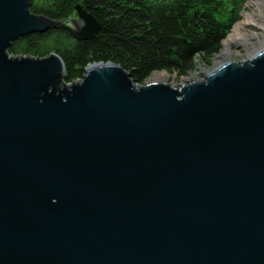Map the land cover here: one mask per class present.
Listing matches in <instances>:
<instances>
[{"label":"water","instance_id":"95a60500","mask_svg":"<svg viewBox=\"0 0 264 264\" xmlns=\"http://www.w3.org/2000/svg\"><path fill=\"white\" fill-rule=\"evenodd\" d=\"M30 7L0 0V264H264V49L183 85L110 62L68 84L10 47L100 25Z\"/></svg>","mask_w":264,"mask_h":264},{"label":"trees","instance_id":"16d2710c","mask_svg":"<svg viewBox=\"0 0 264 264\" xmlns=\"http://www.w3.org/2000/svg\"><path fill=\"white\" fill-rule=\"evenodd\" d=\"M234 0H31L32 13L55 21L72 18L80 5L97 20L94 39L77 40L65 25L21 37L12 56L46 58L58 54L65 82L84 77L94 63H114L144 85L156 72L188 77L198 60L212 65L240 20Z\"/></svg>","mask_w":264,"mask_h":264},{"label":"bare ground","instance_id":"6f19581e","mask_svg":"<svg viewBox=\"0 0 264 264\" xmlns=\"http://www.w3.org/2000/svg\"><path fill=\"white\" fill-rule=\"evenodd\" d=\"M250 3L254 4L257 9L250 13H245L244 20L237 23L233 33L224 41L225 50L220 56L221 58L229 59L232 55L231 45H240L245 55L242 58L258 53L264 49V0H250ZM252 24H257L262 30V35L255 32H249L248 27ZM170 76L165 72L155 73L152 78L149 79L150 83H167Z\"/></svg>","mask_w":264,"mask_h":264},{"label":"rangeland","instance_id":"374dc122","mask_svg":"<svg viewBox=\"0 0 264 264\" xmlns=\"http://www.w3.org/2000/svg\"><path fill=\"white\" fill-rule=\"evenodd\" d=\"M228 3H229L228 4L229 7L234 9L235 15H238L240 17V20L237 23H239L242 20H244L245 13H250V12L254 11L255 9H257V7L254 4L250 3V0H234V2L230 1ZM262 12L264 14V9H262ZM236 24L233 26L232 30L227 35V38L233 33V30H234ZM247 29H248L249 32H255V33H258L259 35H262V33H263L262 30H260V27L257 24H252ZM224 50H225V46L223 47L222 51L214 58L213 64L210 65V66L205 65L199 59L195 71L192 72L188 77H179L178 74L170 75V74L167 73V75L170 76V79L168 80L167 83H174V84L183 85V84H185L187 82H191L193 80H200L201 78L204 77L205 74H207L208 72L212 71L218 65L224 64L227 61L234 62V61L240 60V59H242V56L246 54L244 52V49L240 45L232 44L231 45V52H232L231 57L229 59L221 58L220 56L222 55Z\"/></svg>","mask_w":264,"mask_h":264}]
</instances>
